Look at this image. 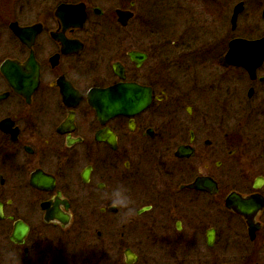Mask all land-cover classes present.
Returning a JSON list of instances; mask_svg holds the SVG:
<instances>
[{"label": "flooded vegetation", "instance_id": "1", "mask_svg": "<svg viewBox=\"0 0 264 264\" xmlns=\"http://www.w3.org/2000/svg\"><path fill=\"white\" fill-rule=\"evenodd\" d=\"M158 1L0 0V264H264V140L240 122L264 110V63L226 59L244 10L198 46L148 27ZM201 57L223 69L219 118ZM132 85L150 96L133 115Z\"/></svg>", "mask_w": 264, "mask_h": 264}, {"label": "rangeland", "instance_id": "2", "mask_svg": "<svg viewBox=\"0 0 264 264\" xmlns=\"http://www.w3.org/2000/svg\"><path fill=\"white\" fill-rule=\"evenodd\" d=\"M218 1V0H217ZM181 2V3H180ZM212 2L216 3V0H159L156 4L154 2V8L149 5L148 12V27H155L154 24L159 23L167 27L169 30L166 32L173 33V27H193L191 34L196 35L195 39L199 42L198 46L206 44V42L210 39V37H206L204 28L210 27L213 31L214 27H227V32L230 30L231 27L230 19L233 14V10L235 6L243 2L244 5V12L238 18V26L240 27L239 30H242V36L244 39L247 40H256L261 37H264V0H227V3L224 5V9L222 13H220V7L217 8ZM224 3V2H223ZM191 6L194 8L193 14L190 17H182L177 15L178 13L174 14V12L179 8V6ZM157 8V9H156ZM219 9V11H218ZM180 11H185V7H181ZM158 12V14H157ZM221 15V16H220ZM221 17V19H220ZM150 18L154 21L153 23L150 21ZM207 18L209 19L207 21ZM190 20V21H189ZM221 21V23H220ZM152 23V24H151ZM178 24L175 26V24ZM210 23V25H209ZM190 24V25H189ZM151 30H149L150 32ZM153 32V30L151 31ZM181 31L180 33H182ZM226 33V30H225ZM152 34V33H151ZM183 34V33H182ZM224 34V33H223ZM211 36H213L211 34ZM176 37V36H175ZM178 37V35H177ZM176 37V38H177ZM159 35L152 34L151 36L147 37L146 39H158ZM173 39V38H172ZM169 40H171L169 38ZM201 48V47H200ZM193 51H195L196 55H200L198 53V48L194 47ZM201 52V51H200ZM213 55V54H212ZM210 61L214 63L210 64ZM195 69L193 72L202 71L203 74L201 78L204 80H208L213 86L216 88L213 91L211 96V105H212V113L213 117L219 118L221 116L222 111L217 105L223 104L221 97L219 94L222 93L221 86L215 84L219 81L221 77V72H223L222 68L217 67V61L209 60L207 62H203L202 57L197 59L194 63ZM264 75V69L260 72V74ZM231 109V107H229ZM262 112V113H261ZM261 113V114H259ZM235 114L242 118L237 112L234 110H230L228 112V117H235ZM258 115V116H257ZM257 117L254 116L250 120L248 115H244L243 119L240 121L241 125H244V131L247 136L252 137L255 141L264 140V110L257 113ZM236 118V117H235ZM230 251L235 252V247H230Z\"/></svg>", "mask_w": 264, "mask_h": 264}, {"label": "water", "instance_id": "3", "mask_svg": "<svg viewBox=\"0 0 264 264\" xmlns=\"http://www.w3.org/2000/svg\"><path fill=\"white\" fill-rule=\"evenodd\" d=\"M244 10V4L239 3L234 8V14L232 17V24L233 27L235 26L237 21V17L239 14ZM263 18H264V12H263ZM122 22H125V16L124 14H121ZM227 62L229 64H233L236 66L243 67L251 76V78H256V72L258 68H260L264 63V37L257 39V40H246V39H235L233 40L229 45V51L226 56ZM126 97L128 98V103L131 105L132 110L128 112L129 114L133 115L142 110V108H145L147 104L150 102V96H148L145 100H142L143 98V91L140 87L132 85L126 87ZM114 93L111 90H107L104 92H101V97L105 99L103 101L104 107L102 106L100 111L101 113L107 112L106 108L108 107V101L107 98ZM130 99V102H129ZM94 104V103H93ZM94 106L97 108V106L94 104ZM98 109V108H97ZM118 114V113H117ZM234 199H236V196L233 194L229 197V207L232 206V203H234Z\"/></svg>", "mask_w": 264, "mask_h": 264}, {"label": "clouds", "instance_id": "4", "mask_svg": "<svg viewBox=\"0 0 264 264\" xmlns=\"http://www.w3.org/2000/svg\"><path fill=\"white\" fill-rule=\"evenodd\" d=\"M111 206L117 209L127 210V214L134 215V209L130 207V199L127 195V190L125 188L118 187L114 189L111 193Z\"/></svg>", "mask_w": 264, "mask_h": 264}]
</instances>
